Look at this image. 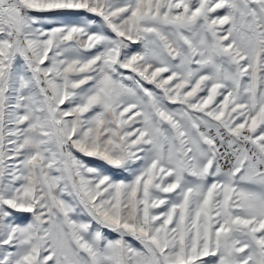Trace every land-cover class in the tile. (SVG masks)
<instances>
[{"label":"snow or ice","instance_id":"1","mask_svg":"<svg viewBox=\"0 0 264 264\" xmlns=\"http://www.w3.org/2000/svg\"><path fill=\"white\" fill-rule=\"evenodd\" d=\"M0 264H264V0H0Z\"/></svg>","mask_w":264,"mask_h":264}]
</instances>
